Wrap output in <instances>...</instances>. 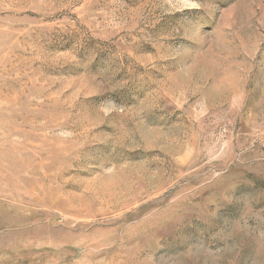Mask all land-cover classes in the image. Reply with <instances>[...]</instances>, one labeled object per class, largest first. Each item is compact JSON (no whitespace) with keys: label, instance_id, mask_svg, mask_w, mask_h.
Masks as SVG:
<instances>
[{"label":"rangeland","instance_id":"374dc122","mask_svg":"<svg viewBox=\"0 0 264 264\" xmlns=\"http://www.w3.org/2000/svg\"><path fill=\"white\" fill-rule=\"evenodd\" d=\"M0 264H264V0H0Z\"/></svg>","mask_w":264,"mask_h":264}]
</instances>
